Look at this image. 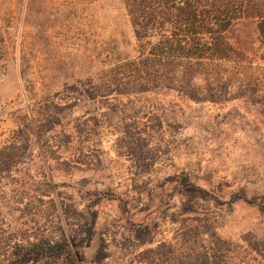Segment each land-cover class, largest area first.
<instances>
[{"label": "rangeland", "instance_id": "1", "mask_svg": "<svg viewBox=\"0 0 264 264\" xmlns=\"http://www.w3.org/2000/svg\"><path fill=\"white\" fill-rule=\"evenodd\" d=\"M0 28L5 41L0 147L28 105L35 112L59 113L63 120L49 148L41 144L23 153L17 168L22 186L0 184V259L15 239L43 235L56 240L61 229L69 234L85 222L84 210L90 207L98 212L96 236L81 264H93L101 240L109 256L102 264H138L141 252L173 243L178 230L197 216L210 220L227 242L232 264H264V210L243 200L230 202L239 193L264 205V119L258 107L245 100L213 105L161 96L162 125L155 118L147 122L150 152L135 164L125 151L116 153L115 136L105 125L117 122L115 96L109 103L74 99L88 94L115 59L134 55L123 1L0 0ZM229 38L255 54V22L239 23ZM122 104L125 115L138 109L125 97ZM83 123L87 134L72 135ZM131 126L143 129L141 122ZM182 174L192 187L173 182ZM137 228L150 244L134 240ZM170 259L164 255L153 264H171Z\"/></svg>", "mask_w": 264, "mask_h": 264}, {"label": "trees", "instance_id": "2", "mask_svg": "<svg viewBox=\"0 0 264 264\" xmlns=\"http://www.w3.org/2000/svg\"><path fill=\"white\" fill-rule=\"evenodd\" d=\"M122 1L133 31L135 53L115 59L108 70L99 73L88 94L81 92L74 98L77 103L85 99L96 102L98 98L109 103L115 96L113 108L117 122L109 120L105 125L113 131L117 154L125 151L135 164L144 161L150 152V133L145 126L155 118L161 127L165 111L161 109L159 97L168 94L195 104L226 105L245 100L248 105L258 107L257 114L264 119V0ZM249 20L255 22L258 36V47L252 56L234 46L229 38L236 25ZM4 49L0 28V61ZM124 97L138 107L130 116L131 112L125 115L121 111L125 107ZM62 121L59 113L48 115V112H35L29 105L25 107L16 129L0 147V184L22 186L19 183L23 174L17 168L23 153L34 147L38 149L41 144L49 148L52 133L58 132ZM137 122L142 123L143 129L132 128ZM81 126L74 127L72 135L80 138L83 133L87 134L85 129L89 126L86 123ZM76 145L80 150L85 148L80 143ZM142 174L145 171L138 172L137 176ZM172 180L184 188L192 187L191 180L183 174ZM238 200L264 210V205L256 204L244 194L231 195L230 202ZM84 212L85 222L71 228L69 234L61 229L56 240L43 235L15 239L2 254L0 264H81L85 260L84 251L96 236L98 219L97 210L86 207ZM57 223L61 224L60 212ZM212 225L210 220L202 221L198 216L189 220L185 229L178 230L173 243H160L141 252L137 263L153 264L165 255L171 257V264H232L228 257L230 247ZM137 229L133 233L139 246L150 244L149 226L144 227L147 238ZM108 257L101 240L91 261L102 264Z\"/></svg>", "mask_w": 264, "mask_h": 264}]
</instances>
